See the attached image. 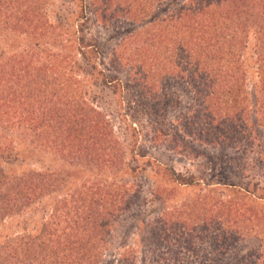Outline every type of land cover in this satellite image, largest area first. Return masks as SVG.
Masks as SVG:
<instances>
[{"label":"rangeland","instance_id":"obj_1","mask_svg":"<svg viewBox=\"0 0 264 264\" xmlns=\"http://www.w3.org/2000/svg\"><path fill=\"white\" fill-rule=\"evenodd\" d=\"M200 1L0 0L1 63L35 46L29 73L42 71L55 80L48 90L62 86L97 111L88 122L104 120L106 138L84 163H69L30 129L29 116L26 136L2 120L6 169L57 183L0 215V245L35 243L72 204L92 223L106 218L108 187L125 180L135 191L127 208L85 235L100 239L97 264H264V9L259 0H203L239 40L220 92L178 50L188 47L194 22L184 21ZM48 61L51 71L40 68ZM76 108L71 120L82 116Z\"/></svg>","mask_w":264,"mask_h":264},{"label":"trees","instance_id":"obj_2","mask_svg":"<svg viewBox=\"0 0 264 264\" xmlns=\"http://www.w3.org/2000/svg\"><path fill=\"white\" fill-rule=\"evenodd\" d=\"M220 2L216 8H219L226 0ZM211 4H205L201 0L199 8L194 10L190 20L184 21L188 23L193 20L194 22L191 23L192 25L186 26L191 39L187 43L188 47L180 44L178 50L186 60L195 61L194 67L197 70L204 69L203 75L210 78V84L222 92V86L229 82L227 74L229 70L227 69L234 62L233 52L238 49L235 42L239 40H237L236 31L227 29L229 24L223 22L228 18L225 14L230 7L228 6L229 8L225 9L222 15L217 13L219 16H225L216 21V16L206 11ZM257 6L258 12L261 13V9H264V0H259ZM207 15L211 16V19L207 22L204 20L199 24V21L205 19ZM259 24L258 32L261 36L260 44H262L261 58L264 62V24ZM194 43L196 44L193 45ZM189 47L194 51L190 53ZM35 48V46H30V51L24 52L25 54L16 52L8 61H4L6 63L0 61V125L4 126L2 120L5 119L6 124H9L4 130L20 131V134L26 136L25 122H27L26 117L29 116L31 118L30 129L39 130L40 135L37 136L44 139L45 143L48 142L57 155L64 157L65 161L69 163H73V161H83L82 163H84V158L90 157L94 153L93 150H96L101 139L106 140L102 133L103 130L98 127L99 124L104 123V120L97 116L95 124L90 125L87 115L88 113L97 115V111L90 108L86 102L79 101L78 96L73 95V92L62 86L60 90L53 88L48 90L47 87L54 85L55 80L47 79L48 77L44 76L41 70V75L35 76L29 73V71L37 69L32 66L30 61L36 53ZM19 54L20 56H18ZM190 63L193 62L190 61ZM41 65H39L40 68L47 71L53 69L51 61ZM261 66L263 70L261 87L264 92V67ZM91 68L94 67L91 66ZM68 81L70 82L71 79ZM79 105L84 107L80 108L81 118L71 120L78 115L76 106ZM36 110H38L39 116H35ZM8 148L0 143V215L2 213L9 214L18 207L19 209L24 207L31 199L40 197L44 185H54L55 187L57 183L56 178L51 180L50 184L47 183L42 174L36 171L29 172L27 175L11 174V171L6 169L7 158L10 157L9 154H5ZM104 160L108 162L110 168L113 167V156ZM108 188L106 218L92 223L89 214L84 212L88 210L86 207L80 211V208L75 207L77 204H72L63 219L59 215L52 217L54 221L51 219L50 231H47L45 237H42L45 232L43 229L35 243L29 244L20 238L10 244L2 243L0 245V264H97L95 250L98 249L100 239H90L85 235L95 234L96 229L110 226L113 219L124 212L129 205L128 202L135 194L134 186L125 180L119 183L115 180ZM247 210L253 209L248 207ZM252 213L257 214L254 210ZM247 220L251 219L247 217ZM60 225H63L62 230L57 228ZM85 229L86 231L83 232ZM64 231L66 232L64 233Z\"/></svg>","mask_w":264,"mask_h":264}]
</instances>
